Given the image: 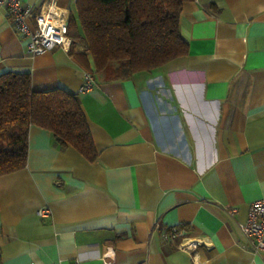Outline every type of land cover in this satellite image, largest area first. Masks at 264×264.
<instances>
[{
  "label": "crops",
  "instance_id": "0c3cea01",
  "mask_svg": "<svg viewBox=\"0 0 264 264\" xmlns=\"http://www.w3.org/2000/svg\"><path fill=\"white\" fill-rule=\"evenodd\" d=\"M55 2L76 16V0ZM179 33L185 56L106 80L90 57L85 68L60 47L28 54L0 7V74L74 94L98 153L90 162L29 127L25 166L0 175L2 264H194L165 239L171 226L209 237L200 264H264L238 227L264 197V0L184 1ZM85 71L95 84L83 91Z\"/></svg>",
  "mask_w": 264,
  "mask_h": 264
},
{
  "label": "trees",
  "instance_id": "16d2710c",
  "mask_svg": "<svg viewBox=\"0 0 264 264\" xmlns=\"http://www.w3.org/2000/svg\"><path fill=\"white\" fill-rule=\"evenodd\" d=\"M184 1L76 0L77 21L69 16L68 34L84 50L70 48L69 53L85 68L90 57L93 72L106 80L151 71L185 56L188 44L179 33ZM31 125L49 130L59 147L70 145L88 161L97 159L74 94L62 88L35 91L28 72L0 74V175L25 166Z\"/></svg>",
  "mask_w": 264,
  "mask_h": 264
},
{
  "label": "built area",
  "instance_id": "2783aa9c",
  "mask_svg": "<svg viewBox=\"0 0 264 264\" xmlns=\"http://www.w3.org/2000/svg\"><path fill=\"white\" fill-rule=\"evenodd\" d=\"M0 7L5 8L13 28L26 41V51L31 56L39 55L60 47L69 51L72 38L68 34L69 12L58 6L55 0H49L39 10H34L22 0H0ZM95 84V78L90 71H85L80 90L86 91ZM235 209H229L232 215ZM41 217L50 216L51 209L44 206L37 210ZM238 227L246 238V246L253 253L264 252V197L258 198L249 204L244 221L238 222ZM165 239L179 237L177 247L191 254L193 263L200 264L197 257L199 247L208 248L211 245L209 237L194 236L178 226H171L164 234Z\"/></svg>",
  "mask_w": 264,
  "mask_h": 264
},
{
  "label": "rangeland",
  "instance_id": "374dc122",
  "mask_svg": "<svg viewBox=\"0 0 264 264\" xmlns=\"http://www.w3.org/2000/svg\"><path fill=\"white\" fill-rule=\"evenodd\" d=\"M74 20L77 21L76 17H75V14H74ZM74 52H77V51H80V50H84V45L77 41V40H74L71 44V47H70ZM114 66V65H113ZM100 77H102L104 79V75L103 73H99L98 74ZM108 76V74H106V77Z\"/></svg>",
  "mask_w": 264,
  "mask_h": 264
}]
</instances>
